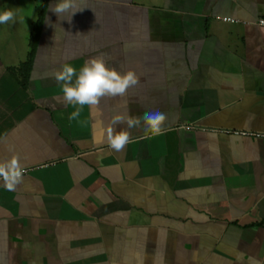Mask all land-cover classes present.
I'll return each instance as SVG.
<instances>
[{
    "label": "crops",
    "instance_id": "obj_1",
    "mask_svg": "<svg viewBox=\"0 0 264 264\" xmlns=\"http://www.w3.org/2000/svg\"><path fill=\"white\" fill-rule=\"evenodd\" d=\"M3 1L0 163L28 171L0 181V264H264V0ZM95 57L138 84L65 105L55 72Z\"/></svg>",
    "mask_w": 264,
    "mask_h": 264
},
{
    "label": "clouds",
    "instance_id": "obj_2",
    "mask_svg": "<svg viewBox=\"0 0 264 264\" xmlns=\"http://www.w3.org/2000/svg\"><path fill=\"white\" fill-rule=\"evenodd\" d=\"M75 7L74 0H60L51 11L57 16L70 11L74 15L78 12L72 11ZM14 20L15 13L10 8L0 12V24H7ZM54 75L63 93L59 99L65 105L97 106L102 98L125 95L127 89L136 86L139 82L134 72L129 71L121 74L116 68L107 66L103 57L89 59L79 72L75 67L65 64ZM79 115L80 110L78 109L70 115V119H75ZM141 119L144 122L145 132L156 135L163 131L166 116L157 110L145 112L141 118L129 117L128 128L138 126ZM107 134L108 145L114 152H121L130 141L127 131L115 133L112 128H109ZM23 172L24 169L18 157L14 156L9 161L0 163V179L3 181V186L9 191L15 190V187L21 182Z\"/></svg>",
    "mask_w": 264,
    "mask_h": 264
},
{
    "label": "trees",
    "instance_id": "obj_3",
    "mask_svg": "<svg viewBox=\"0 0 264 264\" xmlns=\"http://www.w3.org/2000/svg\"><path fill=\"white\" fill-rule=\"evenodd\" d=\"M41 20H42V11L40 12L39 17H38V19L35 22L34 27H33L34 28V36H33V38L31 37V39H30V52H29V55H28V60L20 68V71L23 72V73L27 71L28 66H29V63H31L32 56L34 54V49H35L32 40L35 38V35L37 33V30L39 29V26L41 24Z\"/></svg>",
    "mask_w": 264,
    "mask_h": 264
},
{
    "label": "built area",
    "instance_id": "obj_4",
    "mask_svg": "<svg viewBox=\"0 0 264 264\" xmlns=\"http://www.w3.org/2000/svg\"><path fill=\"white\" fill-rule=\"evenodd\" d=\"M225 20H227V21H229L230 19H225ZM257 25L259 26V27H262V28H264V19H259L258 21H257ZM207 131V130H206ZM243 135H251V136H257V137H262L263 135H259V134H252V133H242ZM27 169H24V172H23V175L24 174H26L27 173ZM2 179H0V181H1Z\"/></svg>",
    "mask_w": 264,
    "mask_h": 264
},
{
    "label": "rangeland",
    "instance_id": "obj_5",
    "mask_svg": "<svg viewBox=\"0 0 264 264\" xmlns=\"http://www.w3.org/2000/svg\"><path fill=\"white\" fill-rule=\"evenodd\" d=\"M9 1H10V0H9ZM7 2H8V0H7V1H6V0H4V1H3V4H5V3H7Z\"/></svg>",
    "mask_w": 264,
    "mask_h": 264
}]
</instances>
